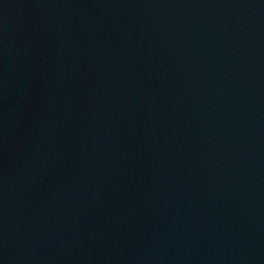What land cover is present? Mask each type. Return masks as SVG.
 I'll use <instances>...</instances> for the list:
<instances>
[{
  "label": "water",
  "instance_id": "95a60500",
  "mask_svg": "<svg viewBox=\"0 0 264 264\" xmlns=\"http://www.w3.org/2000/svg\"><path fill=\"white\" fill-rule=\"evenodd\" d=\"M0 264H264V0H0Z\"/></svg>",
  "mask_w": 264,
  "mask_h": 264
}]
</instances>
